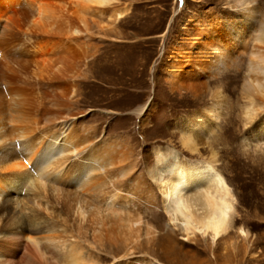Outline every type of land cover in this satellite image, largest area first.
I'll use <instances>...</instances> for the list:
<instances>
[{
    "label": "bare ground",
    "instance_id": "1",
    "mask_svg": "<svg viewBox=\"0 0 264 264\" xmlns=\"http://www.w3.org/2000/svg\"><path fill=\"white\" fill-rule=\"evenodd\" d=\"M116 2L0 0V225L7 206L11 208V219H18L11 223L15 227L4 229L0 244H24L32 257L42 261L51 252L58 255L51 259L57 258L59 264H100L85 250L81 239H72L78 233L70 236L68 231V236L63 235L68 229L60 230L63 224L53 220L51 212L41 216V208L48 210L45 205L50 204V192L55 203L62 201L69 220L72 218L80 233L84 227L98 229L101 237L104 228L93 224L105 226V219L111 226L108 230L116 231L112 236L126 242L138 236L144 223L147 236L156 233L151 223H143L139 212L126 209L133 201L128 189L121 188L127 175L128 188L145 195L148 201L155 199L148 178L157 181L169 216L167 226L173 234L180 231L185 239L210 237L216 244L234 227L235 196L219 170L213 147L210 156L192 159L179 157L180 153L170 145H154L152 152L162 170L157 178L149 167L146 174L137 176L132 172L134 164L126 145L122 147L117 138L95 141L78 125L81 112H66L73 107L77 94L71 80L79 76L83 63L94 55L85 42L91 37L89 17H124L129 5L121 7ZM251 2L228 0L233 11L223 13L216 27L197 18L189 19L182 26L185 43L175 38L161 64V71L169 75L172 92L198 97L206 89L207 80L217 77L236 55V48L246 44V36L253 34L244 85L248 101L242 109L246 125L264 110V19L258 21L257 8H251ZM46 87L52 93L44 91ZM40 88L49 98L47 104ZM223 99L222 90L217 88L209 103L181 118L185 151L192 155L200 152L197 140L211 134V123L220 119ZM155 107L151 99L137 110L144 114L143 125L149 123L146 109ZM251 136L264 138V120ZM65 183L71 184L72 191H65ZM27 208L36 214L26 216ZM239 230L249 237L244 228ZM114 236L109 238L115 240ZM4 254L0 252V264L6 258ZM124 264L164 263L142 259Z\"/></svg>",
    "mask_w": 264,
    "mask_h": 264
},
{
    "label": "rangeland",
    "instance_id": "2",
    "mask_svg": "<svg viewBox=\"0 0 264 264\" xmlns=\"http://www.w3.org/2000/svg\"><path fill=\"white\" fill-rule=\"evenodd\" d=\"M116 1L121 7L129 5L124 17L112 20L106 16L89 17L91 37L85 38V42L94 55L83 63L79 76L71 80L77 94L73 107L66 112H81L77 117L78 125L92 134L95 141L117 138L122 147L126 145L124 148L128 150L129 160L134 164L132 172L137 176L146 174L149 167L156 172L157 178L162 170V166L156 164L152 152L154 145H170L177 149L179 157L192 159L210 156L213 147L217 152L219 170L235 196L234 227L216 244L210 237L198 235L185 239L180 231L173 234L167 226L169 216L164 209L157 181L148 178L155 194V199L148 201L149 199H144L145 195H136L128 188L129 175L121 183V188H127L132 196L129 197L133 199L126 209L139 212L143 223L146 221L155 227L154 234L146 235V227H142L144 223L138 236H133L134 239H128V242L122 238L119 240L114 236L116 231H109L111 226L106 219L105 226L93 224V227L105 229L106 232L103 229L101 237L97 235L98 229L93 231L84 227L82 229L85 234L81 230L80 233L72 218L69 220L62 201L55 203L51 192L48 193L50 204L45 205L48 210L45 212L41 208V216L46 217L51 212L53 220L63 224V229H59H68L63 235L78 233L72 239H81L85 250L91 252L100 264H124L142 259H154L164 264H264V138L262 140L251 136L254 129L262 126L264 110L248 125L242 115V109L248 101L244 85L253 34L246 36V44L236 48V55L230 64L217 77L207 80L206 89L198 97L183 95L171 91L169 75L161 71L162 61L175 38L180 44L185 43L182 26L189 19L197 18L207 26L216 27L223 13L233 11L228 0ZM251 1L250 7L257 8L258 21H262L264 0ZM217 88L224 95L220 119L217 123H211L213 130L209 137L197 140L200 152L192 155L184 150L181 143V118L191 116L193 112L203 108L212 99ZM39 90L42 92L43 89ZM46 90L51 92L47 87L44 91ZM44 91L42 96L47 104L49 98ZM151 99L155 101L156 107L146 109L149 123L143 125L144 114L137 110ZM246 136L250 138L245 140ZM65 185V191L69 188L72 191L71 184ZM22 192L23 198L25 191ZM23 199L26 202V198ZM10 211L11 208L7 206L2 212L4 219L0 225V240H4L5 230L15 227L11 225L13 220H18L16 216L11 219ZM25 212L26 216L36 214L30 208ZM60 212L65 213L67 218ZM60 216L64 221L59 220ZM239 227L248 231L249 237L245 238ZM112 234L117 241L109 238L113 237ZM23 246L24 244L17 246L1 243L0 252L6 253L2 264H54L55 261L59 264L58 255H55L57 258L54 261L51 259L54 253L51 252L49 255L47 252L44 263L40 257L33 256L36 260H41L36 263Z\"/></svg>",
    "mask_w": 264,
    "mask_h": 264
}]
</instances>
